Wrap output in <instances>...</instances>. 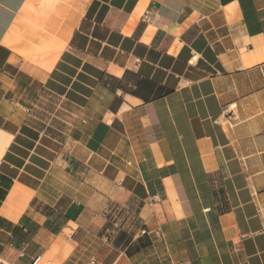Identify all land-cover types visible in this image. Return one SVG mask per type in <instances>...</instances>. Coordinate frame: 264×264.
I'll list each match as a JSON object with an SVG mask.
<instances>
[{"label": "crops", "instance_id": "0c3cea01", "mask_svg": "<svg viewBox=\"0 0 264 264\" xmlns=\"http://www.w3.org/2000/svg\"><path fill=\"white\" fill-rule=\"evenodd\" d=\"M0 130V264H264V0H0Z\"/></svg>", "mask_w": 264, "mask_h": 264}, {"label": "bare ground", "instance_id": "6f19581e", "mask_svg": "<svg viewBox=\"0 0 264 264\" xmlns=\"http://www.w3.org/2000/svg\"><path fill=\"white\" fill-rule=\"evenodd\" d=\"M10 141V136L0 130V161L6 151V147Z\"/></svg>", "mask_w": 264, "mask_h": 264}, {"label": "trees", "instance_id": "16d2710c", "mask_svg": "<svg viewBox=\"0 0 264 264\" xmlns=\"http://www.w3.org/2000/svg\"><path fill=\"white\" fill-rule=\"evenodd\" d=\"M148 243L149 242L144 243L143 240H139L137 243L138 245L136 244L135 247H131L130 250L136 249V252H138L141 248H146L149 245ZM127 253H128V255H131V253H129V250Z\"/></svg>", "mask_w": 264, "mask_h": 264}, {"label": "built area", "instance_id": "2783aa9c", "mask_svg": "<svg viewBox=\"0 0 264 264\" xmlns=\"http://www.w3.org/2000/svg\"><path fill=\"white\" fill-rule=\"evenodd\" d=\"M235 106H232L231 108H234ZM26 257V253L25 252H21L20 253V258H25ZM42 261V256H36L31 260V264H39Z\"/></svg>", "mask_w": 264, "mask_h": 264}, {"label": "rangeland", "instance_id": "374dc122", "mask_svg": "<svg viewBox=\"0 0 264 264\" xmlns=\"http://www.w3.org/2000/svg\"><path fill=\"white\" fill-rule=\"evenodd\" d=\"M35 10V9H34ZM135 264H139L138 262L137 263H135ZM143 264H149V263H143Z\"/></svg>", "mask_w": 264, "mask_h": 264}]
</instances>
